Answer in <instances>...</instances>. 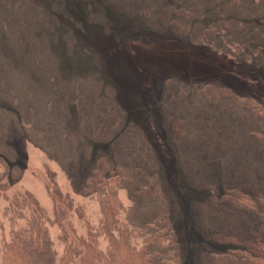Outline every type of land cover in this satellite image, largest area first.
Wrapping results in <instances>:
<instances>
[{
	"label": "rangeland",
	"instance_id": "374dc122",
	"mask_svg": "<svg viewBox=\"0 0 264 264\" xmlns=\"http://www.w3.org/2000/svg\"><path fill=\"white\" fill-rule=\"evenodd\" d=\"M260 113L264 0H0V245L4 195L29 191L53 217L51 178L81 207L68 222L84 235L105 162L122 171L123 219L173 233L181 264H243L221 256L261 228Z\"/></svg>",
	"mask_w": 264,
	"mask_h": 264
},
{
	"label": "trees",
	"instance_id": "16d2710c",
	"mask_svg": "<svg viewBox=\"0 0 264 264\" xmlns=\"http://www.w3.org/2000/svg\"><path fill=\"white\" fill-rule=\"evenodd\" d=\"M196 49L206 50L202 47ZM218 57L222 64V58ZM222 91L229 90L224 87ZM249 99V102L257 103ZM258 106L259 103L254 108ZM3 167L6 166L0 157V168ZM7 173V169L0 170V196L9 188ZM51 180L53 185L48 190L55 201L53 217L29 191L17 192L10 198L4 195L9 205L3 214L8 216L10 228L1 237V264H181L173 233L161 229L158 224H151L147 229L137 228L123 219L125 205L119 196L120 168L109 172L105 162H100L89 180L87 189L98 191L100 218L97 224H93L84 217V235H79L68 222L69 211H76L80 218L83 217L81 207L75 206L72 198L64 195L54 179ZM226 196L237 207L254 208V201L246 194L233 191ZM258 201L263 205L260 231L248 241L232 239L238 248L221 259L238 257L243 264H264V198ZM66 223L71 227V233L67 232ZM2 225L0 216V227L3 228ZM54 225L61 230L60 239L64 244L61 253L51 237L50 226Z\"/></svg>",
	"mask_w": 264,
	"mask_h": 264
}]
</instances>
